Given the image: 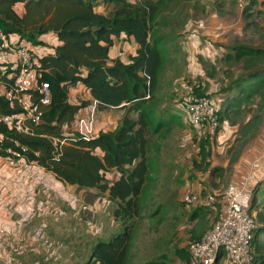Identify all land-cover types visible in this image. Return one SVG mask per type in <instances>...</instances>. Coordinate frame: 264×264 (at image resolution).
Returning a JSON list of instances; mask_svg holds the SVG:
<instances>
[{
    "label": "trees",
    "instance_id": "1",
    "mask_svg": "<svg viewBox=\"0 0 264 264\" xmlns=\"http://www.w3.org/2000/svg\"><path fill=\"white\" fill-rule=\"evenodd\" d=\"M174 1L0 0V29L8 36L15 35L18 43L33 50L36 68L41 74L39 80L48 83L51 94L50 102L41 106V122L32 124L29 132H16L0 122L4 138L0 159L9 156L5 151L9 147L20 153L21 158L15 157L16 163L33 164L62 183L108 193V199L115 204L112 214L120 222L121 231L106 241H95L88 251L90 260L85 264H166L169 261H166V250L144 260L142 257L146 249L160 243L143 231V226L145 221L155 219L159 206L153 207L160 179V140L166 136L173 120V116L165 118L163 109H157L164 50L163 39L152 31L154 26L161 25L158 19L162 10ZM256 2L253 0L252 4ZM17 3L23 5L22 14L15 10ZM98 6L103 7V12L97 11ZM106 7H110L107 12ZM255 25L257 31L264 29ZM47 33L55 34L57 43L45 51L40 37ZM121 35L125 39L133 38L137 44L135 53L127 62L119 57L110 61L109 50L114 38ZM259 37L262 45L235 41L224 59L229 82L221 87L224 98L216 109L219 121L244 117L227 149V171L264 126V33H259ZM237 65L240 71L235 74ZM3 69L10 77L2 79L10 87L16 69L10 66ZM78 83L97 102L98 111L112 107L125 109L121 123L114 130L100 131L90 137L71 129L64 131L72 126L79 110L90 104L88 100L69 102V90ZM196 94L202 95V90ZM19 110L16 102L0 96L1 113ZM188 122L192 125L189 118ZM201 141L202 163L194 160L193 164L212 175L221 168H211L207 161L210 149L206 150L207 141ZM259 161L256 164L260 165ZM113 169L120 176L110 182L106 176ZM253 178L256 179L255 173L249 184L248 212L255 220L251 257L252 264H264V174L251 185ZM212 213L210 207L193 209L189 219L195 222V229L190 240H199L211 227ZM220 255L222 252L214 264H221ZM185 261L188 264V254Z\"/></svg>",
    "mask_w": 264,
    "mask_h": 264
},
{
    "label": "rangeland",
    "instance_id": "2",
    "mask_svg": "<svg viewBox=\"0 0 264 264\" xmlns=\"http://www.w3.org/2000/svg\"><path fill=\"white\" fill-rule=\"evenodd\" d=\"M131 1L134 2V0ZM102 8L100 6V10H103ZM108 9L110 7H106L105 12ZM158 20L161 21V25L154 26L152 32L163 39L164 69L161 73L159 91L157 93V97L160 98L157 109H163L165 111V118L168 119L173 116V120L167 128L169 131L166 136L160 140L161 149L159 152V160L162 171L153 206L159 205L156 208L157 213L155 214V219L145 221V226L142 225L145 227L143 231L148 232L147 234L151 238L160 241V243L157 246L153 245L146 249L142 260L166 250L168 253L166 261L169 260L166 264H186L185 255H189L190 253V236L195 229V225L190 221L189 215L193 212V209L195 210L199 206L186 205L184 203L185 195L189 192H195L201 196L206 193H211L218 198H222L227 185L230 183L228 173L224 174L219 170L212 174L214 176H209V174H205L203 171L195 168L193 161L201 162V140L207 141L206 150L208 151L210 149L211 154L207 158V161H209L211 168H219L220 166L218 165L223 164V161L228 157L227 149L232 140H224L223 144H219L218 133L221 129H237L238 124L242 122L244 117L241 115L234 116L230 122L226 121L225 123H221L217 130L218 132L216 131V133L209 135L207 137L209 138L208 140L205 137L207 133H200L190 125L181 100L185 94L187 83L192 79H196L201 85L200 90H202V94L212 97L214 101L216 93L218 91L220 92L221 87L229 82V72H226L228 69L225 64L226 62L224 60L225 63L221 64L217 60L212 59L219 52L215 51L212 57H207L210 62H203L202 68L206 69L202 70L198 75H195L196 73L193 71L172 69L171 64L168 65V63H171L169 58L175 54L178 56L182 54L183 57L175 62L180 67H183L180 61L188 54V49L184 48L185 43L194 33H198L199 35L205 30L218 34L223 33L224 43L226 38L230 41L234 35L239 38L236 40V43L239 40L244 43L262 45L263 40L260 39L259 33H264V29L257 31V25L255 24L264 28V0H257L255 4L250 3L245 6H240V0H176L169 4L166 9L162 10ZM197 38L200 39V37ZM179 39L182 44L180 46L175 44ZM116 41L118 43L119 38ZM122 42H126V45L124 47L122 44H119V47L117 46V52L123 53L126 51L130 53L133 45L124 37L122 38ZM210 43L212 42L210 41ZM212 45L210 48L219 49L213 43ZM225 46L224 44L222 47L224 48ZM191 49L193 50L192 47ZM212 60L215 61L213 62ZM166 66L169 67L166 69ZM203 71L206 74L205 76L202 74ZM233 71L237 74L240 71L239 66L237 65ZM189 72L190 74L187 75ZM70 98L76 103H80L87 99V94L83 89H75L70 93ZM99 115L100 113L95 107L85 108L81 114L78 113L72 126L70 128H64V131L71 129V131L88 136L96 135L100 130H95L94 123ZM131 116L134 115L131 114ZM220 137H223V134H220ZM209 141H212V145L209 144ZM222 146L225 149L221 152L220 148ZM51 184H53L52 180L47 177L45 185L48 186ZM61 194L63 199L61 212H59L58 217L61 219L60 221L58 220V223L62 227L69 228L74 224L75 229L72 230V237L77 238V243L79 240H83V242L77 244L78 246L75 251L77 253H85L87 248L85 241L87 237L89 238V234L85 233L84 224L83 226L77 224V227V219L75 223L71 222L72 218L75 217L72 216L71 209L67 206V201L64 200L66 191L62 187ZM82 205L86 207L82 208ZM82 205V210H90V207L86 204ZM210 208L213 210L211 219L215 222L220 215L221 205L214 204ZM204 211V209L200 210V213ZM159 222L161 223L159 224ZM66 231L61 229L60 232H56L55 238H50L52 241H57L54 242L55 246L47 244L43 246L48 252L35 254L40 256L47 264H62L60 263L61 259L58 260L57 253L65 254V246L60 240L61 238H63V241L65 240L67 237ZM177 250L180 253L176 252ZM50 251L57 257L56 260L52 257L45 259L48 255L50 256ZM71 256H73V253ZM40 257L31 256L33 259H41ZM66 257H68L67 254L62 257V260ZM74 260L76 259L69 258L68 262L70 263ZM224 263L225 260L222 261V264Z\"/></svg>",
    "mask_w": 264,
    "mask_h": 264
},
{
    "label": "crops",
    "instance_id": "3",
    "mask_svg": "<svg viewBox=\"0 0 264 264\" xmlns=\"http://www.w3.org/2000/svg\"><path fill=\"white\" fill-rule=\"evenodd\" d=\"M23 9L22 3H17L15 6V10L19 14H22ZM96 9L97 11L103 12V10H100V6ZM192 36L185 43L184 48L188 49V54L180 61L183 67H180L175 62L183 57L182 54L181 56L175 54L173 57H170L169 60L171 63H168V65L171 64V68L176 70L193 71L196 73L195 75H198L202 70L206 69L202 68V64H204L203 62H210L207 57H212L215 51L219 52L212 59L224 64V58H226L228 52L231 51V47L233 48L234 42L239 39L238 36L235 37L233 35L230 41L226 38L224 43L223 33L218 34L206 30L202 31L199 35L198 33H194ZM123 37V35L119 37L118 43L116 41L118 38H114V44L109 50L110 61L119 57L122 61L127 62L132 51L135 53L137 44L133 38L128 39L130 44L133 45V49L130 53L126 51L123 53L117 52L119 44H122L124 47L126 45V42H122ZM197 37H200V39ZM40 40H42L45 45V47H43L45 48V51L51 49V47L57 43V37L52 33L42 35ZM210 41L219 47V49L216 50L210 48L213 46ZM175 44L179 46L182 45L180 39L177 40ZM224 44L226 45V48L222 47ZM184 48L183 50H185ZM215 60L212 61L214 62ZM167 67L169 66H166V69ZM190 72L187 73V75L190 74ZM202 74H204V76L206 75L204 71ZM75 89L85 90V93L87 94L86 100L90 103L86 108H96L97 102L91 97L89 92L81 83H78L69 90L70 103L77 104L70 98V93H72V90ZM223 98L224 93L218 91L214 97L217 107L220 105ZM83 109L79 110L78 113L81 114ZM98 112L100 115L97 116L96 122L94 123L95 130L105 132L114 130L121 123L125 114V109L112 107ZM236 131L237 129H221L218 133L219 144H223L224 140L233 141ZM220 134H223V137H220ZM263 146L264 126L228 171V157L223 161V164L218 165L220 166L219 168H221L220 172L224 174L228 173V179L230 178V182L247 180L249 184L252 174L255 173L256 179L254 180L253 178L251 182L252 185L264 174V155L262 154ZM224 149L225 147L222 146L220 148L221 152L224 151ZM97 153H100V151H97ZM258 161L260 162V165H258L259 163L256 164ZM161 171L162 169L160 164L159 175H161ZM204 173L209 174V171ZM119 176V172L113 169L107 173L106 177L110 182H114L119 178ZM209 176L214 175L209 174ZM47 177L52 180L53 184L48 186L45 185ZM61 187L66 191L64 200L67 201V206L71 209L70 211L72 216L75 217L72 218L71 222L75 223L77 219L79 223L77 221L76 225L78 224L83 226L84 224L85 233L89 234V238L87 237V240L85 241V246L87 247L85 253H77V251H75L78 246L77 244L83 242V240H79L77 243V238L72 237V230L75 229L73 226L74 224H72L71 228H69L62 227L58 223L61 219L58 217L59 212H61L63 199ZM107 196V192L101 193L95 188H82L77 185L59 182L54 175L46 173L43 169L36 167L33 164H27L24 161H19L9 166L5 159H0V227H3L7 231V240L4 245L0 247L1 264H47V262L43 261V259L35 253L41 254L43 252H48L43 246L45 244L54 245V242L57 241H52L50 238H55L56 232H60L61 229L67 230V237L64 241L63 238H61L60 242L65 246L64 255L67 254L68 257L62 260L64 255L57 253V257L59 258L58 260L61 259L60 263L85 264L88 260H90L88 257V251L95 241H106L112 235L121 231L120 222L115 220L112 214L115 204L111 202ZM82 204H86L90 207V210H82ZM83 206L85 205H82V208ZM192 224L194 225L195 222H192ZM72 253L73 256H71ZM31 256L40 257L41 259H33ZM49 257H52L54 260L57 258L53 255V252H51L50 256L48 255L45 259ZM69 258H74L76 260L69 263ZM90 264L98 263L91 262Z\"/></svg>",
    "mask_w": 264,
    "mask_h": 264
},
{
    "label": "built area",
    "instance_id": "4",
    "mask_svg": "<svg viewBox=\"0 0 264 264\" xmlns=\"http://www.w3.org/2000/svg\"><path fill=\"white\" fill-rule=\"evenodd\" d=\"M252 1L240 0V6L252 4ZM8 66L16 69L10 87L2 79L10 77L3 69ZM40 77L33 50L24 43H18L15 35L8 36L0 29V96L10 102H16L20 107V110L15 113L0 112L1 123L16 132L27 133L32 124L41 122V106L50 102L51 94L48 83L40 81ZM200 88L198 80H190L186 85L181 104L192 126L200 133H207L205 135L207 138L216 132L220 121L214 101L204 94H196ZM3 140V135L0 133V151ZM5 151L9 156H1V159H5L9 166L21 158L19 152L9 147L5 148ZM262 154L264 155V146ZM250 200L251 192L247 180L230 182L222 198L211 193L201 196L195 192H189L185 195L184 203L188 206L211 207L217 201L221 205L220 215L211 227L199 240L189 241L188 264H214L220 252H222L221 264L223 260H225L224 264H252L251 240L255 220L248 212ZM6 234L7 231L0 227V247L6 241Z\"/></svg>",
    "mask_w": 264,
    "mask_h": 264
},
{
    "label": "clouds",
    "instance_id": "5",
    "mask_svg": "<svg viewBox=\"0 0 264 264\" xmlns=\"http://www.w3.org/2000/svg\"><path fill=\"white\" fill-rule=\"evenodd\" d=\"M209 97V96H208ZM209 98H211V97H209ZM212 100H213V98H211ZM217 107V106H216ZM221 124V123H220ZM220 127V126H219ZM217 131V130H216ZM216 133V132H215Z\"/></svg>",
    "mask_w": 264,
    "mask_h": 264
}]
</instances>
